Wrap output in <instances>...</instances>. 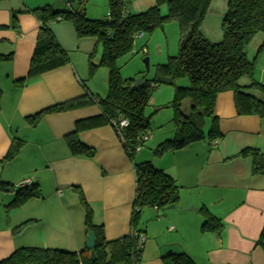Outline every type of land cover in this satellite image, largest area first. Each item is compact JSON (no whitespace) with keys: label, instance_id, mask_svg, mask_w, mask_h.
Masks as SVG:
<instances>
[{"label":"crops","instance_id":"crops-1","mask_svg":"<svg viewBox=\"0 0 264 264\" xmlns=\"http://www.w3.org/2000/svg\"><path fill=\"white\" fill-rule=\"evenodd\" d=\"M127 1L131 14L156 6V0ZM98 2L97 11L90 16L85 12L88 19H105L109 0ZM49 5L58 11L80 9L79 0H0V54H13L12 62L0 63V162L14 140L24 142L18 156L0 169V180L17 185L29 178L42 194L41 198L9 209L15 193L1 195L0 262L25 247L76 253L86 248L85 214L74 187L83 192L94 211V223L103 226L108 241L130 232L136 175L119 134L112 125L81 130L78 139L93 152L92 157L73 156L66 141L78 123L101 115L99 106L49 114L35 127L27 122L28 117L46 108L85 95L94 99L108 96L109 73L100 66V43L96 38H78L74 26L64 21L50 24V29L68 54L70 64L28 78L40 28L30 11ZM14 18L18 31L12 28ZM137 47L136 43L134 56ZM142 51L152 60L150 48L144 46ZM157 51L160 56L155 61L163 57L161 46ZM93 54L96 58L90 60ZM89 60L96 67L98 79L88 84ZM136 69L138 74L127 80L150 81L142 76L140 63H136ZM260 83L264 84V78ZM154 103H158L157 98L150 100L151 105ZM186 104H182V111ZM215 114L223 139L212 146L195 143L156 160L152 151L157 143L171 139L174 133L157 140L150 130L151 139L136 156L137 163L150 162L180 187V202L167 209L172 212L147 208L142 213L141 228L146 232L142 264H163L161 258L166 254H186L196 264H264V252L257 244L264 229V176L252 175L250 159L234 158L248 148L264 154V119L239 117L232 92L218 96ZM147 145L151 157L143 154ZM203 208L221 220L220 232L202 233ZM29 221L23 231L15 232Z\"/></svg>","mask_w":264,"mask_h":264},{"label":"trees","instance_id":"trees-1","mask_svg":"<svg viewBox=\"0 0 264 264\" xmlns=\"http://www.w3.org/2000/svg\"><path fill=\"white\" fill-rule=\"evenodd\" d=\"M86 1L79 0L80 9L58 11L49 5L30 11L38 19L40 28L28 78L69 65L68 54L57 43L50 29V24L66 21L74 26L78 38H96L100 43V66L109 73L108 96L105 99H94L85 95L46 108L28 117L27 122L31 127H35L46 115L97 104L101 115L78 123L76 131L66 138L73 156L92 157L93 152L80 142L78 133L85 129L111 125L114 120H128L129 127L119 136L126 154L134 164L136 175V195L130 232L119 239L108 241L103 226L94 223V211L83 192L79 187H74L85 214L86 236L94 234L95 248L86 247L76 253L61 249L25 247L16 250L0 264H142L145 245L142 239L146 241V232L141 228L144 209L154 208L160 211L180 202V187L172 177L156 169L150 162H136L139 153L136 149L141 144L142 135L151 130L146 108L156 88H174L171 107L174 112L175 130L171 139L165 140L152 151L155 158L181 151L195 143L205 142L212 146L221 141L223 135L215 109L217 98L222 93H233L239 117L255 116L264 119V84L254 78L256 61L264 50V42L253 61H249L247 57L248 45L255 36L264 34V0H225L227 11L222 21L223 38L220 42H211L201 31L212 0H156L154 8L139 14L129 12L126 17L123 9L125 5L129 6L128 1L109 0L110 19L106 17L100 20H90L86 17ZM164 6L168 7L166 15L161 14V8ZM170 22L179 24L178 54L170 57L167 63L158 65L152 80H145L143 86L134 88V80L122 78L118 60L132 53L136 34L152 33ZM12 28L19 30L15 18ZM93 57L94 54L90 56V60ZM12 60L13 54H0V63ZM90 65V76H93L96 67L92 62ZM181 79H187L189 85L179 86ZM2 97L3 91L0 88V103ZM186 100L190 103L188 114L182 111V103ZM23 145L22 141H13L6 157L0 162V169L18 156ZM234 158L250 159L252 175L264 176V154L259 150L248 148ZM4 193H15V199L7 209L42 197L41 190L34 181L30 186L16 188L15 185L0 180V198ZM201 214L204 218L202 233L222 230L221 220L207 208H203ZM30 223L31 221L20 225L15 232L23 231ZM257 244L264 252V229ZM92 250L95 252L94 259ZM161 261L163 264H196L186 254H166L162 256Z\"/></svg>","mask_w":264,"mask_h":264},{"label":"rangeland","instance_id":"rangeland-1","mask_svg":"<svg viewBox=\"0 0 264 264\" xmlns=\"http://www.w3.org/2000/svg\"><path fill=\"white\" fill-rule=\"evenodd\" d=\"M98 1L100 0H90V1L87 0L86 1L84 10L89 16L92 13V11L98 10V5H99ZM101 8L102 7H99V9ZM226 11H227V2L225 0H212L210 11L201 28L203 35L208 40L212 42H220L222 40L223 38L222 21H223V17ZM167 13H168V7L167 6L162 7L161 14L166 15ZM108 14H109V10L107 11L104 18H106ZM263 37H264V34H258L257 36L254 37V39L248 45L247 57L249 61H253L257 57L258 51L263 44ZM179 42H180V30H179V24L177 22H170L166 24L163 28L156 29L152 33H147L144 39H140V38L136 39L134 45L136 46V43L138 44V47L135 48V49H138L137 50L138 53L135 54V56L132 53H130L118 60L117 64L121 68L120 71H121L122 78L124 80H127V78H133L135 74H138V71H136L137 70L136 63H140V65H142V69H141L142 76H145L147 79L152 80L155 77L156 68L158 64H160L158 62L161 60L162 62H164L161 64H165L168 62V54H170V57H174L178 54ZM149 45H152V48ZM144 46H147L148 49L150 48L151 54H152V60L150 59V55L148 53L146 52L144 53L142 51ZM158 46L162 47L163 57L159 59L158 61H155L158 55V51H157ZM263 51L260 57L257 59L256 66H255L254 78L255 80L259 82L260 81L263 82V78H264V52ZM159 56L160 55H158V57ZM132 57H135V58H132ZM93 58L95 60L96 57H93ZM146 58H149L151 60V64H150L151 68H150L149 73H147L146 66L144 64V59ZM90 63L91 62L89 60L88 61V70H89L88 72L89 73H90V67H91ZM95 73H96V69L94 71V75L90 76L91 79H88V82H87L88 84L91 83L92 81H94L95 83V81L98 79V76H96L95 78ZM245 81L247 82L248 80L245 79ZM178 85L188 86L189 82L187 79H181L178 82ZM155 98L158 99V103L157 104L154 103L153 105L149 103L148 107L146 108V116L150 117L151 131L152 133L157 135L156 136L157 140H159L162 136L164 135L166 136V134H169V136H171L175 130V126L173 123L174 112H173L172 107L170 106L171 102L174 99V88L171 86H161L159 88H156L152 92L151 100H154ZM184 103H188V105L190 104L189 100L184 101L182 104ZM188 105L186 104L185 107L183 108L184 112H188L190 110ZM207 128H206V131H207ZM165 136L164 138L167 139V137ZM158 144H161V143H157V146ZM157 146L155 148H157ZM150 152L151 151H150L149 145H147V147L144 148L143 154L151 157ZM160 159H162V157L156 158V160H160ZM167 209L168 208H165L163 210L172 212L171 210H167ZM145 211H144V214L146 213Z\"/></svg>","mask_w":264,"mask_h":264},{"label":"built area","instance_id":"built-area-1","mask_svg":"<svg viewBox=\"0 0 264 264\" xmlns=\"http://www.w3.org/2000/svg\"><path fill=\"white\" fill-rule=\"evenodd\" d=\"M69 6V5H68ZM129 6L125 5L124 6V9H123V14L124 16L126 17L128 14H129ZM108 19H110V15L108 14L107 16ZM144 37V34L143 33H138L134 36V39H139V38H142ZM112 127L116 130V132L118 134H121L122 131L126 128L129 127V122L128 120L126 119H118V120H114L112 121L111 123ZM151 139V134L150 132H146L142 135V139H141V144L137 147L136 151L137 152H140L142 151L143 149V145L148 142L149 140ZM33 180L32 179H25L23 181H21L20 183H18L17 185H15L16 188H22V187H25V186H30L32 184ZM173 227L170 229V231H173ZM142 242H145L144 239H142Z\"/></svg>","mask_w":264,"mask_h":264},{"label":"water","instance_id":"water-1","mask_svg":"<svg viewBox=\"0 0 264 264\" xmlns=\"http://www.w3.org/2000/svg\"><path fill=\"white\" fill-rule=\"evenodd\" d=\"M144 64L146 66V71L148 73L150 71V61H149V58L144 59ZM144 83L145 82L142 79H137L135 81V83H134V88H136V89L137 88H140L141 86L144 85ZM173 207L174 206H171V208H173ZM95 246H96V238H95L94 234H90L88 236V242L86 244V247L89 248V249H94ZM91 255H92L93 259H94L95 258V252H94V250H92Z\"/></svg>","mask_w":264,"mask_h":264}]
</instances>
